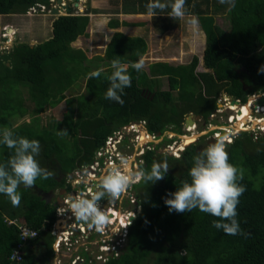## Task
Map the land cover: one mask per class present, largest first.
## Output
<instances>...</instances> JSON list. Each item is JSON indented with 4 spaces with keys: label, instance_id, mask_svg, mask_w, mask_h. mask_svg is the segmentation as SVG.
Returning a JSON list of instances; mask_svg holds the SVG:
<instances>
[{
    "label": "trees",
    "instance_id": "1",
    "mask_svg": "<svg viewBox=\"0 0 264 264\" xmlns=\"http://www.w3.org/2000/svg\"><path fill=\"white\" fill-rule=\"evenodd\" d=\"M35 1L0 0V15L7 19L8 14L24 11ZM135 2L140 9L134 10L147 11L145 5L149 1ZM189 4L187 0L185 6ZM223 6L218 3L213 10L221 12ZM196 7L193 4L192 10L204 33L201 60L207 71L194 70L195 55L183 64L153 63L147 76L129 68L132 84L122 94L123 105L105 98L110 86L106 76L111 73L113 59L130 62L138 59L134 52L143 54L142 37L113 32L102 54L92 59L103 61L107 70L99 78H89V73L99 69L98 64L69 45L84 34L88 16L72 14L73 9L68 6L66 14L51 17L48 38L34 44L13 40L0 52V129L8 127L17 136L38 140L41 150L36 159L42 168L54 173L48 179L38 178L32 188L21 185L18 207L0 194V264H45L44 258L39 260L34 253H24L18 262L8 259L18 240L16 225L8 220L17 217L19 223L37 231L28 245L43 237L50 244L51 236L41 227L49 228L53 205L36 192L58 187L56 170L69 172L88 161L114 127L144 119L148 131L172 125L171 130L178 132L187 111L207 116L215 108V97L221 89L240 102L247 94L264 91V73H258L264 65V0H235L234 8L227 5L226 30L213 22L212 14L200 15L203 12ZM154 75L166 76V88H159ZM79 77L84 79V93L64 98L63 93ZM19 88L25 89L26 96L19 94ZM62 98L65 111L60 119L40 123L37 114ZM25 113L27 121L14 125L9 122ZM64 129L68 135H57ZM68 136L74 137L71 148L65 145ZM248 146L255 148L248 150ZM205 147L190 144L178 157L157 153L155 146L146 151L142 170L150 171L153 162L164 161L169 170L164 179L154 184L143 180L137 183L141 189L137 197L140 210L127 227L125 245L104 264H264V139L254 140L240 132L226 144L229 162L243 170V180L238 183L246 191L239 198L237 220L244 235H226L222 229L217 230L212 222L218 218L199 209L176 213L169 212L165 205L167 194L175 192L182 180L189 179L193 158ZM10 154L6 146L0 145V162H5ZM48 244L44 243V247Z\"/></svg>",
    "mask_w": 264,
    "mask_h": 264
},
{
    "label": "clouds",
    "instance_id": "2",
    "mask_svg": "<svg viewBox=\"0 0 264 264\" xmlns=\"http://www.w3.org/2000/svg\"><path fill=\"white\" fill-rule=\"evenodd\" d=\"M219 3L227 4L229 8L235 7V0H219ZM185 4L186 0H149L145 7L149 17L156 16L157 10L162 13L170 9L168 16L176 20L186 16ZM190 23L196 24V18H192ZM133 54L138 58L135 61L122 62L119 58L111 61V73L106 76L110 84L105 93L106 99L123 105L122 94L132 84L129 68L140 72L145 67L142 54L139 51ZM104 71L103 68L95 70L89 73V78H99ZM258 73H264V65L259 67ZM68 134L67 129L57 132L60 136ZM226 144L222 139L217 140L195 155L188 170L189 179L182 180L175 192L168 193L164 203L169 212L185 213L199 209L218 218L212 222L217 230L222 229L226 235H244L237 220L239 198L246 191V187L238 183L243 180V170L229 162ZM0 145L11 151L8 159L0 162V194H4L14 207H18L21 201L18 189L21 185L32 188L38 178L48 179L54 173L42 168L36 159L41 150L38 140L17 136L13 129L4 127L0 129ZM129 166V159L120 156L118 164H109L97 178V190L88 195L80 193L69 198L68 211L76 221L86 224L90 229L102 231L109 223L110 206L105 210L100 205L101 200L106 199L111 205L127 191L133 181L143 180L145 184H154L164 179L169 170L166 161L153 162L150 171L133 173L129 171Z\"/></svg>",
    "mask_w": 264,
    "mask_h": 264
},
{
    "label": "built area",
    "instance_id": "3",
    "mask_svg": "<svg viewBox=\"0 0 264 264\" xmlns=\"http://www.w3.org/2000/svg\"><path fill=\"white\" fill-rule=\"evenodd\" d=\"M29 8L30 11L34 9H45V7L42 5L39 6V8L31 6L26 9L27 12ZM4 28L5 29L1 32V35L3 37L5 36L7 39L11 34H8L6 26ZM11 41L12 39L9 40V43ZM258 97H262V102L260 104L256 103ZM231 100L232 99H230L228 96L216 98V106L207 114V116H196V119L191 121L190 124L182 122L180 131H175V133L172 132L171 129L170 131L167 128L157 132L146 131L143 120L128 122L120 129L112 131L106 137L103 145L95 150L97 159L92 163L97 165L98 159H101L104 151L107 150L108 152H111L113 148H116L117 142L122 139L125 134L129 135V133L133 132L138 134L137 137L139 139H147L146 144L148 149H152L153 146L156 147L157 145L155 144L161 141L163 137H159L160 133H168V138H173L176 136L178 139L180 138L179 141H181L183 140V136L194 135L195 138L200 136L202 132H210L213 142L221 139L224 142H229L231 137H235L237 134L236 132L250 128L251 130L249 131V134L253 136L254 140L258 138H264V125H261L258 122L259 120L262 121L264 118V92L251 93L245 103L239 102L238 99H233L237 102L231 103ZM242 104H248V112L251 110V114L247 113L249 118L246 119V122H237L239 117L237 116L236 111L242 107ZM233 105L234 107H232ZM227 108H232V110L235 108L236 110L233 114H227V116L222 118V112ZM255 113L258 114V116H254L253 114ZM184 119L191 120V117L188 114L184 117ZM252 120H255L253 124L251 122ZM236 122L238 123L237 126L235 125L236 128H238L237 130H235V127L231 126L236 124ZM250 123V127H245ZM253 125H255L254 128ZM205 129L206 131H204ZM139 133L141 134L139 135ZM221 133H223V136H220ZM184 144L180 147L178 143L173 142L169 150H171L173 154H180L181 150L183 149L182 147H185ZM107 164H113V161L109 156L107 158ZM86 190H88V188H86ZM69 192V196H64L61 202L53 205V220L51 221L49 228L47 229L44 226L41 227L42 230H47L51 236L50 252H52V255H57V252L62 250L63 253H61V251L60 253L63 254L62 257L67 260L68 264H104L109 258L117 256L119 251L125 245L127 226L130 223L128 216H132L133 213L128 210L123 216L121 214L120 218H118L120 215L117 214V218L115 219L116 222H113V216H110L109 223L105 225L104 229L102 231H96L95 229L88 228L84 223L76 221L72 216V213L68 211L70 202L69 198L84 192L73 191V188H71ZM8 223H13L16 225L18 236V240L15 246L12 248L8 259L10 261L18 262L21 260L23 255L22 247L25 243H27V241L32 240L37 235V231L19 223L16 220H8ZM115 223L116 225H114ZM110 229H113L114 231L109 232ZM91 247H93L95 250L93 254H90ZM84 253L89 254V257H85Z\"/></svg>",
    "mask_w": 264,
    "mask_h": 264
},
{
    "label": "rangeland",
    "instance_id": "4",
    "mask_svg": "<svg viewBox=\"0 0 264 264\" xmlns=\"http://www.w3.org/2000/svg\"><path fill=\"white\" fill-rule=\"evenodd\" d=\"M83 1L84 0H81V2H83ZM93 1L94 0H86V2H84V4H85L84 9L81 10L82 9L81 8L80 10L81 11L90 10L92 8ZM218 1L219 0H212V4H213V2L217 3ZM42 2H44V1H42ZM198 2H200V0H198ZM224 6H223V9H222L221 12L225 11V8L227 7L226 4H224ZM72 11L74 12V9ZM209 11H213V10H209ZM63 12L64 11H62V13ZM16 13L19 16L18 15L14 16L13 20H10V22H7V21H9L8 19H12L10 16L7 19H4V17H2V15H0V32L3 31L5 29L4 27L6 26V29L8 30V34H11L6 39L5 36L3 37L1 35V33H0V52H2L3 49H7L9 47V45H10L9 40H11L14 37V35L18 36L16 38L17 40H23V41H25V42H27L29 44H34L35 42H38V41H41V40L45 39L47 37L48 33H49V31H48V22L49 21H48V16H46L47 14L44 15V13L42 11H39V12H35L34 11L33 12V11H30V10L28 12H27V10H24V11H21V12H15L14 14L16 15ZM220 15H222V16L221 17H217L216 18V22L218 23V25L221 28L225 29V28H227V24H228L227 21H226V16H225V14H221V13H220ZM15 18H16V20H14ZM169 22L171 23V27L174 26L175 23H173L172 21H169ZM183 24L178 26V28L182 27ZM191 26L192 27L196 26V29L198 28L197 23L194 24V25H191ZM171 31H173V32L169 33L170 35L166 36L165 38H163V36H160V35L159 36L158 35H153V34L150 35V33H148V32L146 33V30L142 31V33H143L142 35H144L146 41L148 43H152L153 44V46H152L153 47V51H151L153 53L150 54L151 52H149L148 55L143 57V59L145 61V66H147L149 63L154 62V61H165V62L172 63V64H178V63H182V62L187 61L192 55H195L197 57V59H198L197 60V65L195 67V71H201L202 70L201 60H200V58H201V50H202L201 37L198 35V36H195L193 38L190 35V38L187 39V38H184L183 34H182L180 38L183 41H180L179 35H178V30H171ZM92 42H93V44L96 42L94 46L97 47L98 49H91V48L88 49L86 47L83 48L85 50L87 58L91 59V61H92L94 56H96V55L99 56V54L102 53V52L100 53L101 49L98 46H96V45H99L102 42V38L101 39H97L96 38V40L94 39ZM74 43H76V47L79 46V45L83 46V45L86 44V40L85 39H79V40H76L75 42H72L71 44H74ZM78 43H80V44H78ZM161 58L163 60H161ZM92 62H93V64L94 63L98 64L99 69L103 68L105 71L107 70V67L105 66L103 61L101 62V61H98V60L97 61L93 60ZM91 65H92V63H91ZM90 69H92V68H90ZM83 80L84 79L82 77L77 78L75 80V82L72 84V86L63 93V97L66 98L68 96H75V95H78V94H83L84 93ZM164 87L166 88V86H164ZM25 92L26 91H25L24 88L23 89L19 88V94L22 97L26 96ZM172 95H175V91H172ZM64 98L61 99L55 106L47 107L43 111L38 113L37 114L38 121L43 124V123H45L47 121H51V120L57 121V120H59L60 117L62 116V114L65 111L64 110V108H65L64 107V101H63ZM26 105H28V104H26ZM29 106H30V104H29ZM235 110H236L235 108H234V110H232V108H227L226 110H224L222 112V118L227 116V114H233ZM238 110L240 111V113L237 116L240 117V118H239V121H237V122H240L242 119H243L242 122H246V119L249 118L247 113L251 114V110L248 112V107L240 108ZM187 115H188V112L184 114V116H187ZM253 115L254 116H258V114H256V113L253 114ZM28 119H29L28 114L25 113L21 117H18V118L17 117H12V118H10V121L9 120L8 121L12 122V124L14 125V124L19 123L22 120L27 121ZM263 120H264V118H263ZM218 122H219V120H218ZM237 122H236V124L231 125L232 127H235V130L238 129V128H236V126L238 124ZM251 122L253 124L255 122V120H252ZM258 122L260 123V120ZM187 123L190 124L191 122H187ZM250 125H251V123L248 126H245V127H250ZM254 126L255 125H253V128H254ZM250 130H251L250 128H248V129L246 128V130H242V131L239 130V131L240 132H246V134L248 136H250L252 139H254L253 136L249 134ZM204 131H206V129ZM239 131L236 132L237 134L235 133L236 135L234 134L235 137L239 136V134H240ZM139 134H141V133H139ZM185 135H188V134H185ZM195 136H197V135H195ZM220 136H223V133H221ZM159 137H161V138L163 137V140L159 143V145H157L155 147V149H157L156 151H159L161 153H166L168 155H172L173 157H178L179 156V154H177V153L173 154L172 151L169 150V148L171 147L173 142L178 143L180 147L184 143H185L184 144L185 147L188 146V144L190 145V144H195L196 143L197 146L200 145L202 147L205 144V142L207 143V142L210 141V143H212V140H210V138H211V133L210 132H202V134L200 136L195 137V138H194V135L183 136V138H182L183 140H181V141H179L180 138L178 139L176 136H174L173 138H168L169 137L168 133L167 134L160 133ZM235 137H231L230 141H232V139H234ZM73 138L74 137L71 138V137L68 136V138L66 139L65 145L68 148H71V146H73V144H72V139ZM146 140H147L146 138H144L142 140L139 139L138 142L133 144V142H132L133 138H130L129 143H127V145H126L127 147H129V149L124 154L121 153L122 149H119L117 151V148H113V150H111V152H108L107 150L104 151L103 154H102L101 159L102 158L103 159H107L108 156H109L112 159L113 164H118L119 163V157L120 156H125V157H127L129 159V162H130L129 171L135 173L137 171V162H136V158L137 157H135V155L138 152H135L134 148L138 147V145H141L142 143L146 142ZM187 141H190V142L186 143ZM230 141L229 142H224V143L225 144L226 143L229 144V143H231ZM126 146H125V148H126ZM185 147L183 146L182 148L184 149ZM249 147L250 146H248L246 149L254 150V148H255V147L254 148H251V147L249 148ZM114 151H115V153H114ZM127 153H129V154H127ZM107 167L108 166H106L105 163L102 165V169L100 170L101 174L104 173V171H105V169ZM134 209L137 210V211L139 210V208L135 207V208L131 209L132 213H133ZM118 212H119V214L121 213L120 210ZM120 217L121 216H119V218ZM13 220H17L18 221L19 219L17 217H15ZM114 225H116V223ZM110 231H114V230L110 229L109 232ZM41 239H42V241L45 244H48L49 239L47 237H43ZM47 246L49 247V244L46 245V247H44V245L42 246V245H39L37 243H35L33 245H31V244L28 245V243H27V244H25L23 246L22 251H23V253H26V254L27 253H35V256H38L40 259L44 258L45 264H57V263H60L59 260H60V258L63 255V254H61V253H63V251L60 250L61 253L59 251V252H57V255L53 254L54 256L52 257V254L50 253V249Z\"/></svg>",
    "mask_w": 264,
    "mask_h": 264
},
{
    "label": "crops",
    "instance_id": "5",
    "mask_svg": "<svg viewBox=\"0 0 264 264\" xmlns=\"http://www.w3.org/2000/svg\"><path fill=\"white\" fill-rule=\"evenodd\" d=\"M42 1H44V2H42ZM147 1H149V0H147ZM84 2H86V0H84L83 2H81V0H66L65 2L60 1V3H56L54 0H46V1L45 0H37V1L33 2L32 4H29L28 7L32 6V7L38 8L41 5L46 7V9H41V10L34 9L32 11L33 12L34 11L35 12L42 11L44 13V15L47 14L46 16H48V21H49L48 22V31H50L51 17L58 16V15H54V14L50 13L51 8H55L56 10L58 9L59 15H64V14H66L67 8L69 6L72 9H74V12L72 14H85V15H87L88 21H87V25H86L84 34L76 37L75 40L72 41V42H75L76 40H79V39H85L86 44L83 46L79 45L77 47H76V43L71 44L72 42H70V44H69L71 47L79 48L81 51H83L86 58H87V55H86L85 50L83 48L86 47L88 49H90V48L91 49H98L97 47L94 46L96 42L93 44L92 41L94 39L96 40V38L97 39L102 38V42L96 46H98L101 49L100 53L103 52L104 47L108 43L113 32H120V33H123L124 35L130 36V37H137V36L142 37L145 41V50H144L142 56L145 57L146 55L149 54V52L153 51V47H152L153 44L148 43L146 41L144 35H142L143 30H146V33L148 32V33H150V35L151 34L158 35V36L160 35V36H163V38H165L166 36H169L170 35L169 33L173 32L171 30H178V35H179L180 41H183L180 38L182 34H183V37L187 38V39L190 38V35L193 38L195 36L199 35L201 37V42H202L201 43L202 44L201 55H202V51H203V47H204V33L198 24L199 20H198L196 14L192 10L193 4H197L198 8L196 7V10H200L201 12H203V13H200V15L212 14L213 15V22L218 27H220V26L216 22V18L222 16V15H220V13L225 14L226 21H227V15H226L225 11L219 13V11L213 10V6L218 4L219 1L217 3L213 2V4H212V0H200V2H198V0H190V4L188 6H185L186 16L183 19H176V20H174L173 18L168 16L170 9H166L162 13L159 12V10H157V15L154 17H149L147 15V11L144 12V10L142 8H141L142 10L136 11L134 9H137L138 6H137V2H135V0H94L93 4H92V8L90 10L81 11L85 7ZM162 2H163V0H162ZM62 3H65V5L67 7L66 9H64L61 6ZM138 9H140V8L138 7ZM29 10H30V8L28 9V11ZM209 10H213V11H209ZM62 11H64V12L62 13ZM8 15L12 18L11 20H13V17L17 16L18 14L16 13V15H15L14 13H10ZM192 18H196V20H197V25H198L197 29H196V26H194V27L191 26V25H194V24L190 23ZM14 20H16V18ZM169 21H172L173 23H175L174 26L171 27V23ZM227 23H228V21H227ZM182 24H183V26L178 28V26H180ZM227 28H228V24H227ZM227 28H225V29L221 28V29L226 30ZM48 36H49V33H48L46 38H48ZM17 37H18L17 35H14V37L12 38V41L15 40ZM78 44H80V43H78ZM152 53L153 52H151L150 54H152ZM101 54H99V55H101ZM161 60H163V59L161 58ZM200 60H201V58H200ZM187 61H185V62H187ZM159 62L166 63L169 65H177V64H172V63H168L165 61H154V62L149 63L147 66H145L141 70V72H143L147 76L149 66L152 65L153 63H159ZM185 62L178 63V64H183ZM201 67H202L201 71H204V72L207 71V68L202 66V60H201ZM194 70H195V68H194ZM156 76L157 75H154V77H156ZM157 79H158L159 88L164 89V86H166V76L165 75L157 76ZM261 92H264V91H261ZM222 96H228L230 99H237V98H232L224 90L221 89L215 97V102H216V98H218V97L221 98ZM249 96H250V94H247L244 101H246L247 98H249ZM238 101H239V99H238ZM244 101H243V103H245ZM187 112L191 117L190 122L195 120L196 116L203 117L202 115L195 114L194 112H191V111H187ZM184 117L185 116L183 115L181 123L182 122L187 123V119H184ZM137 120H143L144 121V128L146 131H148L146 128V121L144 119H137ZM131 121H136V120H129L125 123H122V124L114 127L113 129H111L106 135L110 134L114 130L120 129L123 125H126L128 122H131ZM168 126L171 127L172 125H167L165 128H168ZM180 127H179V129H180ZM149 132H153V131H149ZM154 132H157V131H154ZM106 135H105V137H106ZM35 243H37L39 245H44V242L42 240H38ZM31 245H33V244H31ZM50 253L52 254V252H50ZM35 257L40 260V258L38 256H35Z\"/></svg>",
    "mask_w": 264,
    "mask_h": 264
},
{
    "label": "flooded vegetation",
    "instance_id": "6",
    "mask_svg": "<svg viewBox=\"0 0 264 264\" xmlns=\"http://www.w3.org/2000/svg\"><path fill=\"white\" fill-rule=\"evenodd\" d=\"M237 111H236V113H237ZM180 126H181V124H180ZM170 128L171 127L168 126L167 129L170 130ZM172 132L175 133L174 130H172ZM108 135H106V137ZM137 136H138V134L134 133V132H133V134L129 133V135L125 134L123 136V138L120 139L116 144L117 151L119 149H122V151H121L122 154H124L126 151H128L129 147L126 146L127 143H129L130 138H133V141H132L133 144L138 142L139 138ZM106 137H104L102 143L98 147H101L103 145V142L106 139ZM162 140H163V138L161 139V141ZM210 140H212V139L210 138ZM159 143H157L155 145H159ZM212 143H213V140H212ZM205 145L207 147L208 144L205 142ZM125 146H126V148H125ZM198 147H201V146L199 145ZM134 149H135V152H138L135 155V157H137L136 158V162H137V171L136 172H138V171L142 170L141 165L144 164V157L143 156L145 155L148 148H147L146 142H144L141 145H138V147H135ZM95 150L92 151V153L90 155V159L88 161L81 163L79 165L77 164V166H75L69 172L61 173V170H59L57 168L58 169V170H56V172H57L56 177L57 178H56L55 183H57V185H59V186L53 190L42 191V192H48L49 191V195L47 197H45L44 199H48V202L50 204L54 205L56 203L61 202L62 198L64 196H69L70 195L69 190H71V188H73V191H83L85 195H88L91 191L97 190L96 189L97 178L103 174V173L101 174V172H100V170L102 169V165L105 163V165L108 166L109 164H107V159L102 158V159H98L97 165H94L92 162L97 159ZM154 150H155V152L159 153L158 151H156L157 149L154 148ZM127 154H129V153H127ZM139 181L140 180L133 181V183L130 185L131 189L128 188L127 191L124 194H122V196L120 198L113 201L111 205L108 204V201L106 199H103L100 201L101 207L104 208L105 210L110 206L109 207V217L113 216V222H116L115 219L117 218V214L120 216L122 214V216H123L125 212H127L128 210L131 211V209H133L135 207L139 208V210H140V203H139V200L137 198L138 197V191H139V193L141 192V189L139 190V186L137 184ZM86 188H88V190H86ZM119 210L121 211L120 214L118 212ZM139 210L137 211L134 209L133 214H136L137 212H139ZM134 216L133 217L131 215L128 216L129 222L132 221ZM118 218H119V216H118ZM122 218H124V217H122ZM90 252H91L90 254H93L95 252L93 247L90 248ZM53 256L54 255H52V257ZM84 256L89 257V254L84 253ZM59 261H60V263H57V264H68L67 260L63 257H61Z\"/></svg>",
    "mask_w": 264,
    "mask_h": 264
},
{
    "label": "water",
    "instance_id": "7",
    "mask_svg": "<svg viewBox=\"0 0 264 264\" xmlns=\"http://www.w3.org/2000/svg\"><path fill=\"white\" fill-rule=\"evenodd\" d=\"M54 1H55L56 3H60V1L65 2L66 0H54ZM61 6H62L64 9L67 8L66 5H65V3H62ZM47 7H48V6H47ZM45 9H46V7H45ZM50 13H51V14H54V15H59L58 9L56 10L55 8H51V9H50ZM230 102H231V103H236L237 101H236V100H231ZM261 102H262V97H258L256 103L260 104ZM187 122H188V121H187ZM207 144H210V141L207 142ZM36 193L39 194L40 197H41L42 199H44L45 197H47V196L49 195V191H48V192L37 191ZM44 202L47 203V202H48V199H44Z\"/></svg>",
    "mask_w": 264,
    "mask_h": 264
},
{
    "label": "bare ground",
    "instance_id": "8",
    "mask_svg": "<svg viewBox=\"0 0 264 264\" xmlns=\"http://www.w3.org/2000/svg\"><path fill=\"white\" fill-rule=\"evenodd\" d=\"M228 105H230V104H228ZM242 107L241 108H246L247 106H248V104H242L241 105ZM232 107H234V105L232 106ZM240 113V111L238 110L237 111V115ZM245 113V112H244ZM240 118V117H239ZM239 118H238V121H239ZM243 120V119H242ZM241 120V121H242ZM188 122H190V120H187ZM259 124H261V125H264V120H262V121H260V123ZM140 135V134H139ZM143 138V137H142ZM141 140V139H140Z\"/></svg>",
    "mask_w": 264,
    "mask_h": 264
}]
</instances>
